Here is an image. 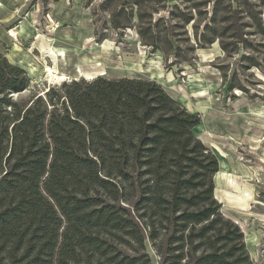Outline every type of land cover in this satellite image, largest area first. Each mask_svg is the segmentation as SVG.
Listing matches in <instances>:
<instances>
[{"label":"trees","instance_id":"16d2710c","mask_svg":"<svg viewBox=\"0 0 264 264\" xmlns=\"http://www.w3.org/2000/svg\"><path fill=\"white\" fill-rule=\"evenodd\" d=\"M151 1L166 0L133 1L141 43L174 51L171 29L156 28L165 18H153L165 6L143 26L141 9ZM182 2L192 9L174 3L173 19L191 23L194 9L207 16L196 30L202 48L218 41L235 54L254 47L245 28L264 36L262 10L251 0ZM242 12L252 22L241 23ZM131 15L114 27L130 26ZM30 85L26 69L0 52V264H150L148 239L160 264H256L244 231L220 211V162L193 131L199 113L142 77L65 80L20 97ZM131 190L135 214L120 204H133Z\"/></svg>","mask_w":264,"mask_h":264},{"label":"rangeland","instance_id":"374dc122","mask_svg":"<svg viewBox=\"0 0 264 264\" xmlns=\"http://www.w3.org/2000/svg\"><path fill=\"white\" fill-rule=\"evenodd\" d=\"M14 1L0 2V52L13 64L23 66L31 79L29 89L20 97L76 78L156 80L178 103L202 118L193 131L219 159L214 182L215 197L222 203L220 211L244 231L250 259L264 264V47L257 43L264 44V36L253 27L245 28L243 33L254 47L241 46L235 54L222 51L218 41L202 48L196 43V30H203L207 16L194 9L193 21L183 23L169 14L174 3L179 2L182 11L184 7L192 9L193 2L186 6L183 0L151 1L152 5L141 9L143 26L148 25L152 9L165 6L153 14L154 20L165 18L157 29H171L174 51L164 54L141 43L134 0ZM251 3L262 10L264 19V0ZM121 7L126 13L119 15ZM127 13L132 14L130 26L115 28L114 20L127 23ZM239 15L241 23L252 22L245 13ZM176 20L182 24L172 29ZM50 48L64 55L55 58ZM174 53L180 54L178 61ZM248 55L256 58L260 67L249 68ZM51 67L54 74L66 75V79H52L48 73ZM128 196L133 204L125 200L120 204L135 214L138 196L133 190ZM145 244L150 264H160L152 242L148 239ZM123 251L133 254L130 249Z\"/></svg>","mask_w":264,"mask_h":264},{"label":"bare ground","instance_id":"6f19581e","mask_svg":"<svg viewBox=\"0 0 264 264\" xmlns=\"http://www.w3.org/2000/svg\"><path fill=\"white\" fill-rule=\"evenodd\" d=\"M14 32V31H13ZM53 54H54V56H55V58H59V57H61L62 55H64L63 53H59V51H57V50H55V49H49ZM80 67V66H79ZM80 69V68H79ZM48 70H49V74L51 75V78L52 79H58V80H65L66 78H65V76L66 75H57V74H54V71H53V69H52V67L51 68H48ZM79 71V70H78Z\"/></svg>","mask_w":264,"mask_h":264},{"label":"crops","instance_id":"0c3cea01","mask_svg":"<svg viewBox=\"0 0 264 264\" xmlns=\"http://www.w3.org/2000/svg\"><path fill=\"white\" fill-rule=\"evenodd\" d=\"M1 4H6V3H14V0H1ZM24 2H30V0H25ZM23 67V66H22Z\"/></svg>","mask_w":264,"mask_h":264},{"label":"water","instance_id":"95a60500","mask_svg":"<svg viewBox=\"0 0 264 264\" xmlns=\"http://www.w3.org/2000/svg\"><path fill=\"white\" fill-rule=\"evenodd\" d=\"M77 79V78H76ZM13 95L16 97V96H18V94L17 93H13ZM200 139V138H199ZM222 214L224 215V213L222 212ZM225 216V215H224ZM237 223V222H236ZM238 224V223H237ZM239 225V224H238Z\"/></svg>","mask_w":264,"mask_h":264}]
</instances>
